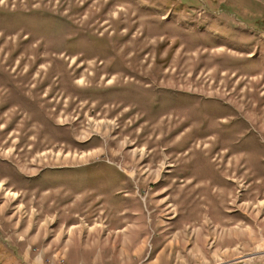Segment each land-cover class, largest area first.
I'll list each match as a JSON object with an SVG mask.
<instances>
[{
  "label": "rangeland",
  "instance_id": "1",
  "mask_svg": "<svg viewBox=\"0 0 264 264\" xmlns=\"http://www.w3.org/2000/svg\"><path fill=\"white\" fill-rule=\"evenodd\" d=\"M156 230L264 264V0H0V264H154Z\"/></svg>",
  "mask_w": 264,
  "mask_h": 264
},
{
  "label": "crops",
  "instance_id": "2",
  "mask_svg": "<svg viewBox=\"0 0 264 264\" xmlns=\"http://www.w3.org/2000/svg\"><path fill=\"white\" fill-rule=\"evenodd\" d=\"M84 154L90 153L91 150H83ZM116 195H118V191H116ZM137 219L136 221H132L130 222V224H126L123 225L121 227L116 226L110 228L109 232L111 234V241L113 242V244H117L118 242L121 243V248L123 249H144L147 247L148 244L151 245L150 243V233H144V226L140 223ZM184 227V226H183ZM103 231V230H102ZM108 231V230H107ZM157 231V230H156ZM157 236H158V240H157V257L155 258V261H151L154 264L157 263L158 260V256L162 253V250L164 249H168V250H172V249H177L179 248V240L175 241V237L172 240H168L167 243L163 244V238L160 236V232L157 231ZM186 236V234H185ZM185 240L184 235H182V239L181 241ZM188 241V240H187ZM117 246V245H115ZM156 252V250H155ZM153 252H151L150 256H146L145 258V262H148L151 259V255ZM126 263L131 264L132 262L127 261Z\"/></svg>",
  "mask_w": 264,
  "mask_h": 264
},
{
  "label": "flooded vegetation",
  "instance_id": "3",
  "mask_svg": "<svg viewBox=\"0 0 264 264\" xmlns=\"http://www.w3.org/2000/svg\"><path fill=\"white\" fill-rule=\"evenodd\" d=\"M38 67L40 68V66H38ZM17 68H19V66L14 68V70L12 72L13 73L16 72ZM35 73H36V70L35 71H31V69H30V70L24 71V73L17 72V74H15V75L16 76L30 75V76L34 77V76H36V75H34ZM42 83H43V87H42V90L40 92L42 100H44V99L54 100L55 99V94H51L52 86L51 85L49 86L48 84H45L44 82H42ZM27 84H29L31 86V85H34L35 82L32 81V82H29Z\"/></svg>",
  "mask_w": 264,
  "mask_h": 264
}]
</instances>
